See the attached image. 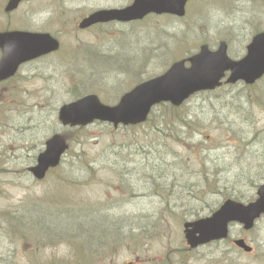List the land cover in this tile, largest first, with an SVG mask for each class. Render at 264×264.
Instances as JSON below:
<instances>
[{"label": "rangeland", "instance_id": "374dc122", "mask_svg": "<svg viewBox=\"0 0 264 264\" xmlns=\"http://www.w3.org/2000/svg\"><path fill=\"white\" fill-rule=\"evenodd\" d=\"M188 9L180 19L153 16L84 32L89 40L67 37L59 53L0 84V264L179 261L187 255L184 221L174 213L183 203L213 209L224 194L255 196L264 180V76L200 92L179 109L160 104L139 126L70 128L58 119L62 104L87 93L115 104L136 79L203 43L231 40L239 57L264 30V0H191ZM2 16L0 27L15 20ZM69 130L60 172L33 179L28 167L47 138ZM103 226L114 243H83L91 233L97 241Z\"/></svg>", "mask_w": 264, "mask_h": 264}, {"label": "water", "instance_id": "95a60500", "mask_svg": "<svg viewBox=\"0 0 264 264\" xmlns=\"http://www.w3.org/2000/svg\"><path fill=\"white\" fill-rule=\"evenodd\" d=\"M187 0H145L137 2L124 11L103 10L87 18L82 26L90 25L99 20L118 18L130 20L142 18L151 11L185 13ZM19 0H11L7 9L14 8ZM2 58L0 60V80L13 75L20 63L59 47V42L48 34L33 32L0 33ZM248 54L235 61L227 55V45L222 42L217 51L201 46L200 52L188 60L174 63L163 75L154 77L135 86L126 92L114 106L103 104L97 95L90 94L74 102L65 104L60 109V120L72 126L86 125L95 119L108 120L116 127L119 124H138L147 120L153 106L163 101L181 105L191 94L206 89H214L221 85V78L227 70L231 75L227 82L235 83L244 79L253 83L264 74V33L256 35L248 47ZM68 148L60 134H55L47 141L46 150L40 154L38 164L30 170L37 178H43L50 167L59 164L64 151ZM259 198L249 205L227 201L213 217L186 224V235L189 243L196 246L214 237L225 234L227 223L239 220L247 227L264 212V183L258 189ZM194 225V228H189ZM199 232L198 239L196 233Z\"/></svg>", "mask_w": 264, "mask_h": 264}, {"label": "flooded vegetation", "instance_id": "af4514ba", "mask_svg": "<svg viewBox=\"0 0 264 264\" xmlns=\"http://www.w3.org/2000/svg\"><path fill=\"white\" fill-rule=\"evenodd\" d=\"M10 1L11 0H0V14L3 15L2 18H5L6 20L11 19L13 18V16H15V20H9L8 25L6 24L3 27H0V32H6L9 30L44 32L49 33L52 37L58 39L60 42V47L57 51L23 63L21 67L29 65L30 63L35 62L39 59L59 53L64 46V39L67 37H69V40H89L85 38L87 36L84 35V32L89 33L106 27H113L120 24L125 25L137 22L136 20L128 22L112 20L107 22H96L85 28H81L80 26V23L86 17L99 10L124 9L131 6L136 0H20L16 7L7 10V6L9 5ZM189 2L190 0L188 1V3ZM159 15L177 18V16L168 13H150L144 19ZM39 17H41L40 20H38ZM68 71L69 70H66L67 73ZM13 78L2 81L0 84L3 85ZM255 199L256 196L248 197L245 200H239L248 203ZM217 205L213 209L201 208L188 201L183 203L180 209L176 210V213L174 214L180 216L182 220H194L213 213L216 209L219 208V205ZM241 239L245 241L248 247H250V250H246L245 247L238 245V240ZM184 250L187 254L186 258L184 257V259H180L179 261H172L171 263L166 262V260L158 262L153 261L152 263L264 264V214H262L256 220L252 228L248 229L245 228L243 224L231 222L229 224L228 234L224 238L198 245L195 248L190 247L185 242ZM192 254L196 255L195 261H191L189 259L193 257ZM137 263L138 261L128 262V264Z\"/></svg>", "mask_w": 264, "mask_h": 264}]
</instances>
